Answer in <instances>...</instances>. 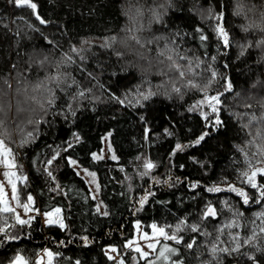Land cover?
I'll use <instances>...</instances> for the list:
<instances>
[{"label": "trees", "instance_id": "16d2710c", "mask_svg": "<svg viewBox=\"0 0 264 264\" xmlns=\"http://www.w3.org/2000/svg\"><path fill=\"white\" fill-rule=\"evenodd\" d=\"M173 2L175 7H168L167 12L163 7L158 8V11L163 13V20H153L149 27L152 10L160 5L167 6V0H36L40 14L51 21L48 25L40 24L27 6H17L9 0H0V89L8 91L3 78L10 72L13 62L18 64L20 71H24L30 58L35 61L46 54L50 58L63 59L61 49L69 51L71 44L83 46L81 42L85 38L94 43L90 49H86L84 54L88 58L83 63L89 71L96 74L95 78L88 77L86 72L79 70L78 64L65 67L63 70L72 73L80 84L72 86L67 95L59 93L58 105L64 107L69 102V96L75 94L78 88H91L92 91L86 92L83 98L78 97L83 107L75 108V117L69 113L67 119L58 115L51 126L42 123L37 139L22 148L16 143L20 139L19 132H16L12 141H9L17 152V159L23 165L21 173L28 175V180L19 184L22 198H26L27 193L31 192L35 197V207L39 208L40 212L59 205L68 227L61 228L56 224L43 225L40 217L36 215L31 225L23 227V235H20L19 240L5 241L4 234H0V264H7L17 251L23 253L29 264H36L38 253L46 247L59 253L53 257L54 264H76V260H79L80 264H116L115 260L108 258L105 249L107 244L118 245L119 255L125 257L126 264H147V260L152 259V256L133 260L134 250L124 247V240L134 235V222L140 220V225L145 231H149L154 220L160 225H173L186 213L198 214L209 200L216 205L220 215L203 224L201 234L197 237L196 249L191 253L184 244L172 243L181 248V253L173 254L174 258L184 255L188 264H198L201 257H197L195 251L202 252L203 259L209 258L210 253L204 251L207 247L204 241L207 240L209 243L215 241L218 226L232 215L223 207L222 202L225 199L234 207L242 209L245 217L243 228L233 226L225 229V233L220 237L221 247L224 243L231 246L228 232L241 231L247 235L252 230L250 221L255 219L257 225L261 224L260 219L254 217L253 213L264 208V205L255 201L245 205L239 195L229 189L209 193L205 186L213 182H223L221 179L223 176H228L229 182L234 181L237 176L236 169L245 166L243 155L237 145L248 148L245 141L250 139V136L247 130L242 128L240 119L234 112L244 114L242 119L247 122L250 119L249 114L260 116L264 111L259 104L264 98V47L250 45L241 54L242 45L248 44L249 41L254 45L255 41L264 36V31L259 28L245 30L248 18L259 19L260 11L264 10V0H173ZM238 3L245 5L247 18L243 13L236 14ZM209 5L216 11L225 13L224 25L229 31L231 43L224 46L223 51L216 47L217 43H222L215 36L213 25L216 21L201 19L200 9H207ZM253 5H256L255 13L251 11ZM138 8L143 9L142 15L137 17L145 25L141 33L143 37L167 35L171 39L178 31L181 35L176 39L182 42V48L189 50L187 55L198 56L205 61L197 68V72L202 74L196 79L202 84L206 83L213 67L220 74L213 88L223 92L224 106L221 112L225 121L224 126L215 130L200 144L178 150L172 157H169V153L178 139L182 143H187L204 130V118L198 112L188 111V106L200 93L186 92L183 99L176 94L169 99L163 94L165 89L171 88V83L166 76L157 71L160 65L156 61V43L148 45L151 52L148 53L145 49L144 56L130 52L119 43H116L113 49L101 47L102 38L105 36L112 34L125 36L124 29L129 26L130 16H136ZM2 21H6L7 26ZM28 21L36 24L40 30L28 29ZM197 25L212 37L207 47H204L198 38ZM10 28L18 29L21 35L17 37L9 30ZM45 35L56 41L59 48L46 41ZM157 43L164 47L166 41L159 39ZM116 51H121L124 55L118 57ZM205 51L208 52V56H204ZM212 54L217 55L216 61L211 60ZM48 71L55 72L56 67L46 63L45 69H40L34 65L31 74L24 72V75L29 80L36 81L38 77H44ZM169 75L175 78L174 74ZM11 78L13 80L11 99L15 104V88L18 85L15 83L14 70H11ZM225 78L231 79L232 90L225 91ZM137 86L141 92L151 87L157 95L134 107L122 106L107 99L110 95L109 89L120 94L126 89L135 91ZM93 95L101 98L92 100ZM15 115L13 107L7 120L10 130L18 123L14 119ZM140 115H144L146 121H142ZM49 119L51 120V114ZM256 126L254 123L253 130ZM31 127L29 126L28 130H31ZM145 127L149 128L147 139ZM165 128H169L174 135L169 136L165 133ZM74 130H78L83 139L72 149L63 151L62 157L54 162L52 167L60 187L53 191L56 182L51 181L46 172L38 170L42 168V164H34L33 158L44 161L45 154H52V149L45 148V145L60 143L63 147L62 142L67 141ZM108 132H111L110 143L119 160H94L91 153L101 148L102 137ZM68 155L78 159L84 167L97 172L101 186L99 198L107 205L109 213L107 216L95 210L96 201L91 196L87 183L73 166L65 162ZM137 156H146L157 162V166L149 175L144 177L139 175V171L143 170L144 161L137 160ZM192 157L197 159L193 160ZM197 161L205 163L201 165ZM180 164H184L185 167H179ZM119 165H123L124 168L121 169ZM169 172L171 186L152 180V176L168 179ZM177 176L182 178L180 183L175 182ZM194 180H201L202 184L198 185L197 189H189L188 183ZM241 186L245 185L241 183ZM246 187L249 194L254 196L255 192L251 186ZM146 190L153 191L154 195L141 206L139 199ZM188 196L194 199H183L181 202L182 197ZM193 219H196V216H193ZM203 228H207L211 235L204 236ZM9 234L19 235L20 229H12ZM192 234L194 233L186 234L187 238L190 239ZM85 236L90 243H84ZM258 239L264 246V235L258 234ZM242 251H255V247L244 246ZM222 255L223 264H233V260L238 264H251L249 258L242 253ZM256 257L264 262V252H256ZM160 264L167 262L161 261Z\"/></svg>", "mask_w": 264, "mask_h": 264}, {"label": "snow or ice", "instance_id": "6c2138e0", "mask_svg": "<svg viewBox=\"0 0 264 264\" xmlns=\"http://www.w3.org/2000/svg\"><path fill=\"white\" fill-rule=\"evenodd\" d=\"M9 2L17 6H27L30 8L32 14L36 17L40 24L48 25L51 23V21L45 19V17L38 11V4L36 3V0H9ZM159 7H163L164 11L167 12L168 7H175V4L173 0H167V6L160 5L154 8L152 10V19L148 22L149 27L151 26L153 20H163V13L158 11ZM255 10L256 5H253L251 11L255 13ZM193 11H196V9H193ZM142 13L143 9L138 8L137 15L130 16L129 26H126L124 29L126 33L125 36L120 37L117 34L105 36L102 38L101 47L113 49L116 43H119L128 48L130 52H133L138 56H144L145 49H147L148 53L151 52L148 45L156 43V61L160 65L157 71H159L161 75L166 76L168 81L171 83V88L165 89L163 94L168 96L169 99L172 98L173 94L179 95L180 98L183 99L186 92L191 91L200 93L199 97L193 100L192 104L188 106V111L198 112L199 115L204 118V130L201 131L195 139L190 140L187 143H182L178 139L175 146L169 153V157H172L178 150H183L185 147L190 145L200 144L211 133L224 126L225 121L222 118L221 112L224 106V101L222 99L223 92L217 91L213 88V84L216 83V79L220 74L214 67L211 68L210 77L206 83L202 84L199 79H196L197 76L202 74L201 72H197V68L203 65L205 61L198 56L187 55L189 50L182 48V42H178L176 39V37L181 35L178 31L171 39L167 35L151 38L143 37L141 33L144 30L145 25L142 20L137 19V17L141 16ZM200 13L202 20L208 19L216 21L213 25L215 36L222 42L217 43L216 47L219 51H223L224 46H228L231 43L229 31L224 25L225 13L223 11H216L212 5H209L207 9L201 8ZM241 13H243L247 18L245 5L238 3L236 6V14L240 15ZM2 22L7 26L6 21ZM131 25L135 26L133 27ZM27 28L36 31L40 30L37 25L31 21H28ZM250 28H259L264 31V10L260 11V17L258 20L248 18V24L245 26V30ZM9 30L13 31L17 37L21 35L18 29L10 28ZM196 32L199 33L198 38L202 42L203 46L207 47L208 42L212 39L211 35L206 33L199 25L196 26ZM44 39L59 48V45L56 41L52 40L50 36L45 35ZM159 39H164L166 41L164 47H160L157 43ZM132 42H134V44ZM81 43L83 46L71 44L69 51H63L61 49V56L63 59L50 58L46 54L35 61L30 58L28 67L24 69V71H20L18 64L13 62L11 70H14L16 73L15 83L18 85L15 88V104H13L11 99V90L13 86L11 70L3 78L8 91L0 89V129H2V131H0V165H3L4 167V179H0V217H2V221H0V234H4L3 239L5 241L19 240L20 235H23V227L25 225H31L32 221L36 218L34 215L24 214L40 212V209L35 207V197L31 192L27 193L26 198H22L21 196V190L18 182L21 180L27 181L28 175L27 173H21L23 165L20 164L17 159V152L14 150L9 141H12L14 134L19 132L21 134L20 139L16 141V143L22 148L37 139L41 131L40 125L42 123H46L51 126L55 123L58 115L64 116L65 119H67V116L70 113L73 117H75V108L83 107V105L79 103L78 97L83 98L86 92L92 91L91 88H78V91L75 94L69 96V102L65 104L64 107H60L58 105V100L60 98L59 93L67 95L72 86L80 84V81L72 73L63 70L65 67H71L78 64L79 70L81 72H86L88 77L95 78L96 76V74L89 71L83 63V61L88 58L84 53L86 49H90L92 47L94 41L85 38ZM250 45L264 47V36H261L259 40L255 41L254 45L252 41H249L248 44L242 45L241 54H243V52ZM115 54L118 57L124 55L121 51H116ZM204 56H208L207 51H205ZM211 60L216 61L217 55L212 54ZM184 61L187 63H184ZM46 63L48 65H54L56 67V71H48L44 77H38L36 81H31L24 75V72H28L30 75L34 65L38 66L40 69H45ZM169 73L174 74L175 78H173V75H169ZM177 81L179 83H177ZM98 82L99 81H97V83ZM161 83H163V81ZM224 83L225 91L233 89V84L230 78H225ZM109 92L110 95L107 99L128 107L144 104L145 101L157 95V92L153 91L151 87H149L146 91L141 92L139 91V86H137L135 91L132 89H126L124 92L118 94L117 92L109 89ZM100 98V96L95 95L91 97L92 100H99ZM259 104L261 108L264 109V98L259 101ZM13 107H15L16 113L14 119H16L18 123L15 128L10 130L7 120L13 110ZM246 107H251V105H246ZM50 114L51 120L49 119ZM234 115L240 119L242 128L246 129L248 135L250 136V139L245 141V144L249 146L248 148H245V146L242 145H237V148L243 155V164L245 166L236 169L237 176L234 181L229 182V177L223 176L221 178L223 182H213L211 185H206L205 187L209 193H216L220 192L222 189H229L232 192L237 193L245 205L251 204L254 201L264 205V182H262L264 181V111L261 112L260 116L249 114L250 119H248L247 122L242 119L244 114L234 112ZM22 116L25 118L21 119ZM140 119L142 121H146V117L144 115H140ZM254 123L257 126L253 130ZM29 126H32L31 130H28ZM144 131L145 139H147L149 128L145 127ZM164 132L169 136L174 135L169 128H165ZM105 136H111V132L106 133ZM82 139L83 137L81 136V133L78 130H74L72 135L68 137L67 141L62 142L63 147L60 143L45 145V148L52 149V154H45L44 161H37L33 158L34 164H42V168L38 170L46 172L51 181L56 182L55 188L52 189L53 191L59 189L60 187L59 181L57 176L54 174V169L52 167L54 162L57 161L58 158L62 157L63 151L72 149L73 146L79 144ZM108 147L111 148L110 143ZM249 149H252V151L250 152ZM37 155L39 156L40 153H37ZM91 157L94 160H99L102 158V154L94 151L91 153ZM112 158L119 160V157L116 155L114 150L112 151ZM136 159H143L144 161L142 165L143 170L139 171V175L141 177L149 175L150 171L157 166V162L153 161L149 157L137 156ZM191 159L196 160L197 158L192 157ZM65 162L76 168L77 174L84 176L90 186L94 185L91 195L94 199H98L95 194L100 191L101 186L97 179V172L88 167H84L80 161L72 155H68L65 158ZM197 162L201 165L205 163L204 161ZM119 167L121 169L124 168L123 165H119ZM134 167L136 166L134 165ZM179 167L184 168L185 165L180 164ZM88 177H91V179H87ZM129 179H131V177H129ZM181 179V177L177 176L175 177V182L180 183ZM152 180L155 183L171 186V173L169 172L168 179L152 176ZM241 183L245 186H241ZM201 184V180H194L190 181L187 186L189 189H197V186ZM246 186H251L255 192L254 196L249 194ZM131 187L132 184L130 183L129 188ZM153 195V191H144L140 196L139 204L141 206L144 205L148 198ZM85 199H87V197H85ZM183 199L191 200L194 199V197H182L181 202H183ZM222 203L223 207L232 213L231 218H226L225 221L218 226L216 230L217 238L215 241L211 243L207 240L204 241V244L207 245L204 251L210 253L208 259L202 258V252L195 251L196 256L201 257L198 264H223L224 256L222 254L232 256L234 253H242L247 256L251 264H264V262L256 257V252H264V246H262L261 241L258 239V234L264 235V208H261L253 213L254 217L260 219V225H257L256 220L253 219L250 221L252 225L250 234L246 235L241 231L234 230L228 232V239L232 242L231 246L224 243L221 247L220 245L222 241L220 237L225 233V229L233 228V226L243 228V218L245 217V212L240 208L234 207V205L229 203L227 199H225ZM101 205H104L103 200H100L99 203L95 204V210L101 215L107 216L109 214L107 211V205H104L103 211H101ZM19 208H22L23 213L18 210ZM219 215L220 211L217 209L216 205L209 200L203 205V208L199 210L198 214L195 212L186 213L185 215L180 216L173 225H160L155 220L152 221L151 233L144 231L142 237L136 235L125 239L124 247L134 250L135 254L133 255V260H136L139 257L146 258L152 256V259L147 260V264H160L161 261H166L167 264H188V260L184 255H179L176 258L173 257V254L181 253V248L169 243L168 241H175L177 245L184 244V247L191 253V251L196 249L197 237L201 234L203 224L212 217H218ZM43 216L45 217L44 222L46 224H56L61 228L68 227L62 214V208L59 205H56L50 210L44 211ZM193 216H196V219H193ZM134 223L137 225V232H140L141 229L139 228V225L141 224V221L136 220ZM16 228L20 229L19 235L9 234L12 229ZM188 233H194L191 235L190 239L186 236ZM202 234L204 236L211 235L207 228H203ZM141 238L147 242L148 249L157 251L150 252L145 250L139 242ZM160 238H163L165 241L163 244H161ZM90 242L91 241L88 237L85 236L84 243L88 244ZM60 243H63V241H60ZM252 245H254L255 251H242L244 246ZM105 249L111 250L107 251V255L110 260H115L116 264H126L125 257L123 255H119L118 245L107 244L105 245ZM41 251L47 254L48 264H54L53 257L59 255V253L53 252L51 248L47 247ZM113 252H117L118 255L114 257ZM44 258L45 257L43 255H38L36 257V264H41ZM7 264H29V260L22 252L17 251L15 255L7 261ZM76 264H80V261L76 260ZM233 264H238V262L233 260Z\"/></svg>", "mask_w": 264, "mask_h": 264}, {"label": "rangeland", "instance_id": "374dc122", "mask_svg": "<svg viewBox=\"0 0 264 264\" xmlns=\"http://www.w3.org/2000/svg\"><path fill=\"white\" fill-rule=\"evenodd\" d=\"M109 133V132H108ZM109 143H110V136H103L102 137V146H101V148L98 150V151H96V152H98V153H101L102 154V158L101 159H112V160H115V159H113L112 158V151L114 150L113 149V147H112V145H111V148H109L108 147V145H109ZM111 144V143H110ZM75 170H76V168H75ZM3 171H4V167H3V165H0V179H4V177H3ZM76 172H77V170H76ZM84 180H85V182L87 183V180L85 179V177L84 176H82V175H80ZM87 179H91V177H88ZM23 182V180H21V181H19L18 183L20 184V183H22ZM87 185H88V187H89V189H90V193H92V191H93V188H94V185L93 186H90L88 183H87ZM9 191H10V186H9ZM96 197H98V199H94L95 201H96V204L97 203H99V201H100V198H99V192H97L96 194ZM92 196V195H91ZM93 197V196H92ZM19 211H21L22 213H23V210H22V208H19L18 209ZM101 211H103V205H101ZM24 215H34V216H36V215H38L39 217H40V220H41V222H42V224L43 225H48V224H46L45 222H44V220H45V217L43 216V212H37V213H26V214H24ZM134 225H135V231H134V235L133 236H136V235H139L140 237H142L143 236V232L145 231L144 229H143V227H142V225H139V228L141 229V231L140 232H137V225L134 223ZM151 231H152V228H151V226H150V229H149V231H147V232H149V233H151ZM140 243H141V245L145 248V250H147V251H150V252H153V251H157V250H151V249H148L147 248V242L143 239V238H141L140 239V241H139ZM160 242H161V244H163L165 241L163 240V238H160ZM168 242H170V243H176L175 241H168ZM159 247V246H158ZM107 251H111V250H106V252ZM38 255H43L45 258H44V260L41 262V264H48V261H47V254L46 253H43L42 251L41 252H39L38 253ZM37 255V256H38ZM118 254L116 253V252H113V256L114 257H116ZM150 257V256H149ZM145 257H141V259H144ZM147 258V257H146ZM36 262V261H35Z\"/></svg>", "mask_w": 264, "mask_h": 264}]
</instances>
